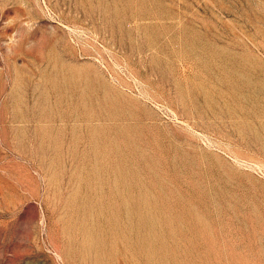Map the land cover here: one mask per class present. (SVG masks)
I'll list each match as a JSON object with an SVG mask.
<instances>
[{"label":"rangeland","instance_id":"rangeland-1","mask_svg":"<svg viewBox=\"0 0 264 264\" xmlns=\"http://www.w3.org/2000/svg\"><path fill=\"white\" fill-rule=\"evenodd\" d=\"M0 264H264V0H0Z\"/></svg>","mask_w":264,"mask_h":264}]
</instances>
